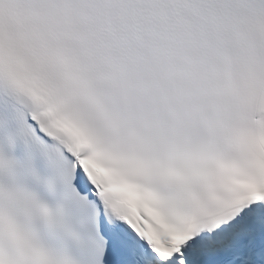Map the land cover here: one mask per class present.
I'll list each match as a JSON object with an SVG mask.
<instances>
[{
  "label": "snow or ice",
  "instance_id": "1",
  "mask_svg": "<svg viewBox=\"0 0 264 264\" xmlns=\"http://www.w3.org/2000/svg\"><path fill=\"white\" fill-rule=\"evenodd\" d=\"M0 264H264V0H0Z\"/></svg>",
  "mask_w": 264,
  "mask_h": 264
}]
</instances>
